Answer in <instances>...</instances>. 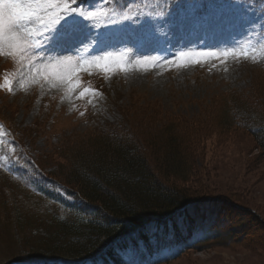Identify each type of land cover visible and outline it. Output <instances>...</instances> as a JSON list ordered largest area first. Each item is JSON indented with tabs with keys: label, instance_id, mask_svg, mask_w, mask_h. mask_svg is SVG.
I'll list each match as a JSON object with an SVG mask.
<instances>
[{
	"label": "rangeland",
	"instance_id": "rangeland-1",
	"mask_svg": "<svg viewBox=\"0 0 264 264\" xmlns=\"http://www.w3.org/2000/svg\"><path fill=\"white\" fill-rule=\"evenodd\" d=\"M101 1L92 2L89 8L92 12L82 11L84 17L89 18L79 17L84 26L75 30L74 46L52 52L49 57L52 62L67 56L78 61L110 54L111 72L93 69L92 75L82 73L80 77L81 81L91 79L82 85L97 90L99 95L89 93L81 98L79 91L82 89L69 93L66 83L55 81L56 86L52 87L41 77L36 78L39 82H24L21 87V62L0 57V156L8 161L14 159L12 162L21 160L18 152L7 148L9 137L1 126L13 124L41 166L56 174L59 172L56 162L65 165L64 154H60V158L57 155L61 141L81 142L84 147L82 141L94 126L103 129L113 123L119 128L128 119L126 113L131 119L134 112L145 114L154 107L159 115L154 123L162 118L174 125L180 124L185 145L194 155L192 177L179 185L180 188L187 190L190 196L222 197L226 208L227 204L232 210L234 206H241L253 216L242 217V224L232 223L237 230L235 236L231 232L221 241L189 250L160 264H264V152L252 135L226 122L224 106L217 101L221 98L223 103L222 97L234 93L255 107L256 101L264 103V72L258 69V65L264 63V0L260 3L219 0L210 22L201 20L207 10H195L196 1L163 18L151 14L152 5L144 1L138 9L133 6L134 13H115V20L107 18L102 42L97 45L95 41L99 38L93 18L108 15ZM90 13L94 15L89 16ZM149 15L151 18L145 20ZM229 46L237 47L238 51L247 50L248 57H229L224 63L210 59L184 67L164 63L180 51H222ZM143 60L149 61L147 67L136 63ZM153 61L156 66H152ZM118 63H125L128 70L120 71L116 67ZM24 75L31 74L25 70ZM5 78L11 82V92L5 85ZM154 141L155 146L159 144L156 137ZM75 149L81 150L78 146ZM40 153L46 155L45 161ZM5 169L0 162V205L1 197L5 201L3 188H9L10 192L19 193V201L33 217L54 215L49 211L55 209L53 205L23 181L8 176ZM67 169L63 167V171ZM13 184H20L24 190H16ZM20 202L16 203L22 207ZM15 222L0 219L2 249L9 244L10 225ZM24 226L25 230L27 225ZM168 253L165 250L162 255ZM130 264L148 263L137 258Z\"/></svg>",
	"mask_w": 264,
	"mask_h": 264
},
{
	"label": "trees",
	"instance_id": "trees-1",
	"mask_svg": "<svg viewBox=\"0 0 264 264\" xmlns=\"http://www.w3.org/2000/svg\"><path fill=\"white\" fill-rule=\"evenodd\" d=\"M129 1L140 2L112 0L110 5L124 8ZM149 1L155 12L164 13L163 9L174 10L185 0ZM258 69L264 72V64ZM234 95L222 97L223 103L217 100L224 106L226 122L252 135L264 152V103L256 101L255 107ZM158 116L153 107L145 114L134 112L131 119L126 113L128 119L119 128L113 123L103 129L94 126L82 141L84 147L64 139L57 155L64 154L65 165L56 162V174L41 166L35 156L39 169L34 168L27 157L33 151L13 124H5L12 135L11 146L21 159L5 163L6 174L23 180L55 209H48L53 216L33 217L19 201V193L3 188L0 219L16 224L10 225L9 244L0 247V264H130L136 258L150 262L168 245L180 246L173 257L154 262L160 264L221 241L231 232L235 236L232 223L242 224V217L251 214L241 206L232 210L227 204L226 208L222 197L190 196L180 188L192 177L194 155L185 145L181 125L162 118L155 124ZM39 155L45 161L46 155ZM63 167L68 169L63 171ZM58 187L82 204L68 202L56 191ZM15 189L23 188L16 184Z\"/></svg>",
	"mask_w": 264,
	"mask_h": 264
},
{
	"label": "snow or ice",
	"instance_id": "snow-or-ice-1",
	"mask_svg": "<svg viewBox=\"0 0 264 264\" xmlns=\"http://www.w3.org/2000/svg\"><path fill=\"white\" fill-rule=\"evenodd\" d=\"M219 0H197L201 6H207L208 11L201 20L210 22L211 14L217 7ZM76 0H0V57H11L14 61L19 60L22 65V83L39 82L36 78L41 77L49 82L52 87L55 81L64 82L69 93L79 91V97L91 93L99 95L97 90L83 86L81 74H93L97 72L109 73L113 69L109 64L112 56L94 55L92 59L74 61L71 56L58 59L54 62L49 60L52 52L69 50L74 46L76 39L75 30L82 27L85 20L83 12H77L73 4ZM94 15L90 13L89 16ZM255 51V50H254ZM247 50L238 51L237 47L229 46L225 50L203 51H180L170 59H165L167 65L184 67L188 64H201L207 60L215 59L224 63L229 57L240 59L247 58ZM27 61L25 64L24 62ZM141 67H147L148 60L136 62ZM156 66V62H152ZM215 66V65H214ZM116 67L120 71H127L125 63H118ZM31 75H24V71ZM8 91H12L11 82L5 78Z\"/></svg>",
	"mask_w": 264,
	"mask_h": 264
}]
</instances>
